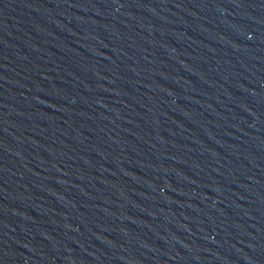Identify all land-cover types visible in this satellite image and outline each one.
<instances>
[{
	"label": "water",
	"instance_id": "95a60500",
	"mask_svg": "<svg viewBox=\"0 0 264 264\" xmlns=\"http://www.w3.org/2000/svg\"><path fill=\"white\" fill-rule=\"evenodd\" d=\"M0 264H264V0H0Z\"/></svg>",
	"mask_w": 264,
	"mask_h": 264
}]
</instances>
